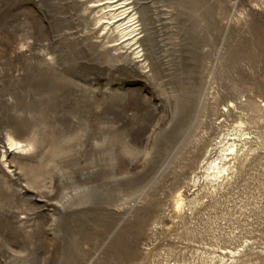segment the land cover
<instances>
[{
  "label": "rangeland",
  "instance_id": "rangeland-1",
  "mask_svg": "<svg viewBox=\"0 0 264 264\" xmlns=\"http://www.w3.org/2000/svg\"><path fill=\"white\" fill-rule=\"evenodd\" d=\"M0 264H264V0H0Z\"/></svg>",
  "mask_w": 264,
  "mask_h": 264
}]
</instances>
